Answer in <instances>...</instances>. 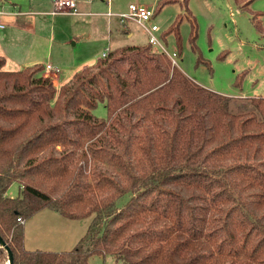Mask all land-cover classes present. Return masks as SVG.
Listing matches in <instances>:
<instances>
[{
    "label": "trees",
    "instance_id": "obj_1",
    "mask_svg": "<svg viewBox=\"0 0 264 264\" xmlns=\"http://www.w3.org/2000/svg\"><path fill=\"white\" fill-rule=\"evenodd\" d=\"M172 2L188 0L155 11ZM180 23L162 34L179 46ZM5 64L0 55V234L14 264L108 254L119 264H264V96L205 87L149 42L109 50L59 87L41 63ZM100 103L107 117L93 114ZM44 208L92 217L73 248H26L25 220Z\"/></svg>",
    "mask_w": 264,
    "mask_h": 264
},
{
    "label": "rangeland",
    "instance_id": "obj_2",
    "mask_svg": "<svg viewBox=\"0 0 264 264\" xmlns=\"http://www.w3.org/2000/svg\"><path fill=\"white\" fill-rule=\"evenodd\" d=\"M5 1L4 8L0 7V10L7 9L9 2H15L21 5L22 9L37 11L34 20H30V26L37 31L36 34L25 35L24 38L20 37L18 40L25 44L22 54H26L25 50L32 48L43 47L44 53L48 49V53L53 58H57L58 64L64 69L61 74L62 78L69 74L77 62L95 57L86 63L90 65L97 61L98 56L101 57L102 47L99 44L89 45L90 42L80 41L73 45L71 41L73 30L70 27L71 21L67 12L57 11L55 13L58 16L55 18L51 15L54 13L47 15L44 12L55 9L53 0ZM158 1L111 0V10L117 12L116 14L121 12L128 14L130 12L129 4L132 2L156 8ZM245 2L248 4L246 5ZM103 3L105 4V2ZM108 10L105 7H96L91 11L106 12ZM259 12L261 14H258ZM116 14L108 16L103 13L99 16V19L105 21L104 28H108L106 21L108 18L114 20L119 18ZM178 15H181V45H178L173 33L167 35L164 45L171 53L180 49V54L177 57L179 67L188 76L201 85L228 96L247 98L264 96V32L258 29L255 24L258 22L264 27V0H245L242 6L236 0H188L187 7L185 3L182 5L180 2H172L160 9L155 18L154 22L161 27L160 34L168 30ZM126 21H133L129 26L135 31L134 42L139 45L147 44V33L144 27L135 20L127 19ZM42 23L43 26L40 27ZM88 34L89 32L84 31L83 38H89ZM194 34L196 35L195 43L204 60L202 62L198 61L199 54L193 48L191 37ZM125 42L124 44H131L132 41ZM223 53L225 55L221 58ZM10 61L5 67L6 69L11 66L12 62ZM31 61L25 58L23 64L31 65ZM42 61L46 62V59ZM43 72L50 73L46 69ZM242 72H245L243 83L241 87H238L235 85V80L237 75ZM92 112L98 117H107L104 103H100ZM20 191L18 182L12 183L8 189V193L15 194L14 196L19 195ZM91 219L92 217L70 219L50 208L42 209L27 219L25 246L30 250H69L79 240L76 239L77 235L81 237L85 233ZM0 264H9V262H0ZM88 264L119 263L112 255L108 254L93 255Z\"/></svg>",
    "mask_w": 264,
    "mask_h": 264
},
{
    "label": "crops",
    "instance_id": "obj_3",
    "mask_svg": "<svg viewBox=\"0 0 264 264\" xmlns=\"http://www.w3.org/2000/svg\"><path fill=\"white\" fill-rule=\"evenodd\" d=\"M103 2H105L106 5ZM4 3H6L5 0H0L1 8L2 7L4 8ZM111 4H112L111 0H78L77 11L67 12L68 13L67 15H69V18L71 21L70 27L73 30L71 33V38H72L71 41L73 45L78 44L80 41L86 42V43L90 42L89 45L99 44V46L102 47L101 57L103 55V52L106 50L109 51V50H112L114 48H117L123 45H128V44H124L126 43L125 41H132L131 44L139 45L134 42L135 31L132 30L129 26V24L133 21H126L127 19H131V18L124 16V14H127L124 12L116 14L117 12L115 13L114 11L111 10ZM96 7H105V8H108L109 10L106 12L105 11L92 12L91 10ZM148 7H153V6H148ZM2 11L3 13L1 15V19L6 24V27L3 29H0V55L5 56L6 58L5 67L8 65V62L10 60H11L10 62H12L10 68H7V69H16L19 67L21 68L26 67V65L23 64L24 63L23 61L25 58L32 60L31 65L36 64V63H41L45 66L47 63H52V65L59 68L58 73L54 71L53 72L50 71V73L46 72L45 74L50 75L53 78L54 83L57 85V87H59L58 84H63L66 81H68V79H70L76 71L80 70L82 67L87 66L88 64L86 63H88L89 60L95 59L94 57V58H88V59L77 62V64L72 67L69 74H67V76L62 78L61 74H62V71H64V69L62 68L61 65L58 64L59 62L58 59L53 58L50 55V53H48L49 52L48 49H47V52L44 53L45 49L43 47L40 49L32 48L29 50H25L26 54H22L24 52L23 49L25 48V44L22 42H18V40L20 37L24 38L25 35L30 36L32 34H36L37 31H35L30 26V20L31 21L34 20L35 16L37 15L36 14L37 11L22 9L21 5H18L15 2H9V5H7V9L2 10ZM44 12L47 15L54 13V14H51L53 15V18L58 16V14L55 13L57 11H54V10H49V11H44ZM103 13H105V15H108V16H113L116 14L119 18H116V20H114L113 18L111 19L108 18L106 20L108 28H104L105 21L99 19V16H101ZM157 13L158 12H156L152 20L153 23H156L154 21L157 16ZM39 19L42 20L41 18ZM131 20H134V19H131ZM45 24L47 23L45 22ZM42 26H43V23L40 24V27ZM84 31L86 33L89 32L88 34L89 38L87 39L83 38ZM160 31H161V27H159V30L156 32V34L161 39V42L164 45V42L167 41V37L163 38L162 33L160 34ZM22 33H25V34H22ZM146 33H147V43H148L149 42L148 32L146 31ZM84 37H86L85 34H84ZM124 37L127 40H125ZM154 47L158 49L157 46H154ZM98 58H100V56H98ZM43 59H46V62H43L42 61ZM7 194L12 197H14L15 195L12 193L9 194L8 191H7ZM27 221L28 220H25V223H24L25 226H26ZM25 231H26V227H25ZM78 237L80 236L77 235L76 239H79ZM25 238H26V235H25ZM74 241H77V240H74Z\"/></svg>",
    "mask_w": 264,
    "mask_h": 264
},
{
    "label": "built area",
    "instance_id": "obj_4",
    "mask_svg": "<svg viewBox=\"0 0 264 264\" xmlns=\"http://www.w3.org/2000/svg\"><path fill=\"white\" fill-rule=\"evenodd\" d=\"M54 3V11H61V12H74L77 11V4L78 0H53ZM130 13L124 14V16L134 19L138 21L144 29L148 32V40L149 43H151L153 46H157L158 49L165 52L170 59L172 60L173 65H178V52L173 51L172 53L168 51V49L163 45L161 42V39L158 37L156 32L159 30V25L157 23H153V18L156 14L155 8L148 7L146 5H139L136 3L129 4ZM3 11L0 10V29H3L6 27V24L2 21L1 15ZM108 54V50L103 52V57ZM45 69L48 71H54L58 73L59 68L52 65V63H47L45 65ZM20 221H22L21 218H18Z\"/></svg>",
    "mask_w": 264,
    "mask_h": 264
},
{
    "label": "water",
    "instance_id": "obj_5",
    "mask_svg": "<svg viewBox=\"0 0 264 264\" xmlns=\"http://www.w3.org/2000/svg\"><path fill=\"white\" fill-rule=\"evenodd\" d=\"M0 244H1V246H3L6 249V251L8 253V262H9V264H14L13 251L11 250L9 245L6 243V241L4 240V238L2 237L1 234H0Z\"/></svg>",
    "mask_w": 264,
    "mask_h": 264
}]
</instances>
